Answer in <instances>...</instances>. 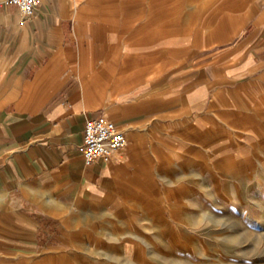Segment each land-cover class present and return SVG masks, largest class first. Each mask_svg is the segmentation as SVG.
Segmentation results:
<instances>
[{"label":"crops","instance_id":"obj_1","mask_svg":"<svg viewBox=\"0 0 264 264\" xmlns=\"http://www.w3.org/2000/svg\"><path fill=\"white\" fill-rule=\"evenodd\" d=\"M250 1L238 35L185 47L139 0L0 7V264L70 263L89 231L127 227L120 212L145 210L161 185L179 192L184 132L264 133V0ZM100 117L128 145L87 164L85 125Z\"/></svg>","mask_w":264,"mask_h":264},{"label":"rangeland","instance_id":"obj_2","mask_svg":"<svg viewBox=\"0 0 264 264\" xmlns=\"http://www.w3.org/2000/svg\"><path fill=\"white\" fill-rule=\"evenodd\" d=\"M139 3L151 5L141 14L146 21L152 17L151 27L167 24L168 34H179L184 47L204 45L217 37L216 29L238 35L240 15L253 5L250 0L242 6L237 0ZM248 127L242 125L238 135L217 134L215 141L182 133L179 192L161 185L145 210L120 212L130 216L127 227L109 226L102 237L89 231L96 241L73 242L66 253L70 263L59 264H264V133L260 124L258 131ZM112 232L119 241L109 239Z\"/></svg>","mask_w":264,"mask_h":264},{"label":"built area","instance_id":"obj_3","mask_svg":"<svg viewBox=\"0 0 264 264\" xmlns=\"http://www.w3.org/2000/svg\"><path fill=\"white\" fill-rule=\"evenodd\" d=\"M44 0H1L0 7L12 5L29 17ZM128 139L114 122L105 117L89 119L86 122L81 151L87 164L102 159L110 161L115 154L126 148Z\"/></svg>","mask_w":264,"mask_h":264}]
</instances>
